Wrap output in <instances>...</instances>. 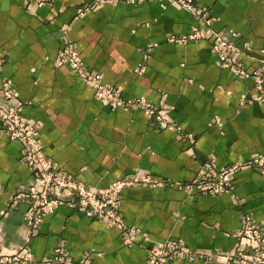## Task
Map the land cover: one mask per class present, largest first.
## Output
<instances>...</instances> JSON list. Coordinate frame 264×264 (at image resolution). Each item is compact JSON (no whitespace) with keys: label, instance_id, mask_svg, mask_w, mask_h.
I'll return each mask as SVG.
<instances>
[{"label":"crops","instance_id":"1","mask_svg":"<svg viewBox=\"0 0 264 264\" xmlns=\"http://www.w3.org/2000/svg\"><path fill=\"white\" fill-rule=\"evenodd\" d=\"M191 2L209 8L212 29L237 46L246 41L249 50L240 57L242 66L255 69L256 59L264 57V0ZM86 4L0 0V83L10 79L13 92L7 101L0 95V103L18 105L23 119L40 122L36 137L63 173L95 185L126 173L187 181L207 157L220 167L264 152V101L239 100L250 91L252 78L221 67L209 38L166 40L169 34L203 26L191 12L150 0L103 1L80 13ZM230 32L237 34L231 37ZM64 43L75 45L85 67L122 96L163 102L170 118L193 135V143L182 142L172 126L158 127L150 114L102 104L69 63L52 60ZM147 43L151 46L143 59ZM140 62L144 71L136 73L133 69ZM20 154V144L8 138L0 120L2 255L23 247L37 258L51 254L60 242L73 261L87 251L90 264H146L144 248L150 241L180 238L185 248L207 256L175 257L167 264H238L226 260L224 253L253 245L230 234L239 227L240 215L264 221V175L244 167L218 194L144 183L122 190L119 214L126 225L145 231L149 241L134 234L131 243L123 245L120 228L65 204L44 214L31 231L23 222L24 201L7 209L9 194L33 182Z\"/></svg>","mask_w":264,"mask_h":264},{"label":"rangeland","instance_id":"2","mask_svg":"<svg viewBox=\"0 0 264 264\" xmlns=\"http://www.w3.org/2000/svg\"><path fill=\"white\" fill-rule=\"evenodd\" d=\"M27 1H32V2L36 3L37 5H40V4H43L44 2H46V0H44V1L43 0H27ZM38 1H43V2L39 3ZM103 1H117V2L130 3V2H141V1H150V0H87L86 7L85 8H82L81 11H80V13L83 12V11H85L87 9V7L94 6V5H96V4L100 3V2H103ZM159 1H165L167 3L177 4L178 6L184 8L185 10H187L189 12H191L194 15V17H196L197 19H199L203 23V26L198 25L195 29H193L192 31H189L187 33H183V34H169V35L166 36V40L167 41H172V42H176V43H184V42H186L188 40H197V39H200V38H209V48H210L211 51H213L216 54L220 55L219 56V62H218V64L221 67H226L232 73H235L237 75H240V76H250L252 78V86L250 88V91L248 93L239 95V100H241L242 102H245V101H264V98H262V97H260V98H256L255 97V95L258 96V94L264 93V66H260V64H262V61L261 60H263L264 57L257 58L256 60L258 61V64H257L256 68L253 69V70H251V71H247L242 66V61H241L240 57H241V55H245V56L248 55L249 47H244L243 48V46H237L243 52L242 54H240V52L237 53V49H235V47L232 46V43L233 42L230 41V40H228V42H225V36L222 35L223 36L222 38H224V39H219V40H221L223 42L222 49H223V51H225V53H228L229 54V55L227 54V58L224 59V56H226V55H222L221 54L222 52L218 51V45H221V41H218L217 39H214L213 37H211V34H207L206 33L207 31H209V29L206 28V27H209L210 28L211 22L214 20V16H212L209 13V8L207 6H205V5L197 6L194 3H192L191 0H188V3L190 5L185 1V3L190 8L182 6L180 4L181 3L180 0H159ZM199 7H201V8H199ZM203 19L205 21H207L209 24L204 23ZM204 30H206V31L204 32ZM197 34L199 36H196ZM243 42H246V41H243ZM234 43H235V41H234ZM150 46H151L150 43H147L146 46H145V48H143V50H144V51H142V55H143L142 58L143 59L147 56V51H148V49H149ZM228 48H230V49H228ZM232 48L235 50V52L233 54H231L232 52H230L231 50H233ZM245 48H247V49H245ZM71 52L72 53H75L76 55H78L79 58L81 59L80 54H79L77 48L75 47V45H73L72 43H64L61 47H59L55 51V53L53 54L52 60L54 62H67V63H69L74 68V70L76 72L77 70L75 69V65H76V67L79 66V64H78L79 61L77 60V56L74 57V55ZM59 54H62L61 55V58L58 56ZM228 58L230 60V63L228 62ZM0 62L2 63V67H3L4 61H3V58L2 57H0ZM82 65H83V68L87 71V74H89L90 76H92L93 73L92 72H88V71L91 70V71L94 72V70L93 69H87V67H85V65L83 64V62H82ZM222 65H224V66H222ZM2 67L0 68V73L2 72ZM144 68H145L144 62H140V63H138L134 67L133 70L136 73H142L144 71ZM76 74H77L78 77H80L81 79H83L84 81H86L84 79V77H82V76H80L78 74V72H76ZM1 81H4V83L7 84V86H6L7 89L6 90L8 92L7 91L6 92L8 94L12 95L13 92H12V89L10 87V79H8L7 77H5ZM255 82L258 85L257 84L255 85ZM103 83L104 84L105 83L111 84L109 82H103ZM1 84H2V82L0 83V86H1ZM111 86L116 89V87L113 84H111ZM257 90L260 93H258ZM109 92H111V89L109 90ZM255 92H256V94H255ZM0 95L6 101L10 99L9 97L7 98L5 95L3 96L1 92H0ZM120 96L122 97L123 102L116 101L115 106H111L110 103H104V105H107V106H109L111 108L123 107V108H128V109H138V110L144 112V110H143L144 108L142 107V104L141 103H139L137 101H132V98H134L133 100H136V98H137L140 101L143 98L146 101H148V103L153 107L152 108V110H153L152 113H146V114H150V116L154 119V121H155V123L157 124L158 127L162 128V127H165L167 125L172 126V128L177 133L178 138L182 142H185V143H188V144H192L193 143V141H194L193 135L190 132L185 131L178 122H175V120H173L172 118H170V116H169V107H167L166 105H164L163 102L159 101L158 103H153V102H150L148 99H146L142 95H137V96H133V97H124V96H122L120 94ZM9 106H14L13 108H15V110L17 111L16 114L20 117L21 122L23 123V125H26L28 127H31L34 130L33 136L37 139V137H36V130L39 127L40 122L38 120L29 121V120L23 119L22 116H21V114H20L18 105H15V104H13L11 102H3V103H0V112L1 113H8L9 110H10V107ZM27 124H29L31 126H29ZM13 127L15 128V130L18 128L15 125H13ZM3 129H4V127H3ZM4 131H5V129H4ZM7 136H8L9 139L17 141L20 144V147H22L21 142L17 138L10 137L9 135H7ZM40 145H41V149H42V144L40 143ZM42 152H43V149H42ZM42 154H43V157L46 160H48V161L50 160L52 162L51 163V170L54 173L60 175L63 178H66V179L69 178V179H73L75 181H80L78 179L73 178L69 174L63 173L60 168L56 167L54 161L51 158H49L48 156H46L44 152ZM259 154H264V152L259 153ZM259 154H256V155H259ZM20 156H21V154H20ZM20 156H19V160L30 169V171L32 172V175L31 176L34 177V178L38 177V175L41 173L40 172L41 169L40 168L33 169L31 166L27 165L22 159H20ZM253 156H255V155H253ZM40 157L41 156H39L36 159V161ZM248 159H251V156H250V158L248 157ZM243 160H245V159H243ZM235 161H242V160H235ZM230 163H234V161H231V162H229V163H227L225 165H222L220 167H215L210 162L209 157H207V158L203 159V161H201V163H199L198 168L195 171L194 175L189 180H187V181L173 180V179H170V178H167V177L165 178V177H161V176L152 175V174H149V173H141L140 175L148 176L149 178H152L153 180H156V181L159 182V183H153L152 187H156V186H169V187H175L176 189H180V190H182V191H184L186 193H189L193 189H197V191H199L200 193L218 194V193L222 192L223 190H225L226 188L229 187V185H230V183H231V181H232V179L234 177V174L237 171H239L240 169H242L244 167H251V168H255V169L259 170V171L261 170L260 167H259V164H252V165H245V166L242 165L241 167L237 168L235 171L232 172L231 178L229 180H227L226 183H224L223 185H221L220 188H217L218 187V183H217L218 182V179H220V178L222 179L223 175H225V173H223V171H221V169H223L222 167H224V166H226V165H228ZM46 168L47 167H44V169H46ZM261 173H262V175H264L263 172H261ZM128 174H132V173H126V174H124V175H122L120 177H117V178L109 181L105 185H95V184L86 183V182H83V181H80V182L83 183V185L86 186V187H91V186H94V187L95 186L96 187H106L108 184L109 185L111 183L113 184V182L118 181L121 178H123V180L125 182H129V181L126 180V178H128V176H127ZM193 177L194 178L195 177H198V179L200 178V181H198V179L197 180L194 179ZM169 181H175V182H178V183H170ZM143 182L142 181H135L134 183L128 184L126 186H123V188L121 190H119V192H117V194H115V195H110V194L104 195V194H100V193H94L93 196H94V198L97 199V201H94V203L93 202L90 203V205L87 204L86 206L85 205L78 204V200H77L78 196L77 195H74L75 198L72 201H69V202H66V203H60L59 204L57 202H60V201H57L56 200V203L57 204L54 205L55 207H53L52 210H50L48 212H43L42 214H39L38 215V220H37L38 222L34 226L33 225H30V224H26L25 221H24V215L26 214V208H27V198L20 197V198L14 199L12 197L13 195H11L13 193H10L9 196H8V206H7V209L13 207L18 201H24L25 202V210H24V214H23V222H24V224L26 225V227L29 230L34 231L36 229V227H37L40 219L42 218V216L44 214L53 212L55 210V208H57L60 205H64V204L65 205H75L76 207H78L79 209H81L82 211H84L87 215L92 216V217H95V218L100 219V220H103L109 226H117L118 228H120V243H122L123 245L130 244L131 243V238H132V236L134 234H140L142 241L145 242V241H149V239L147 237V233L145 231L139 229L138 227L134 226V225H126V223L124 222V220L122 219V216L119 214V211H118V209H119V200H118V197H119L120 192L122 190H124V189H126V188H128V187H130V186H132L134 184H136V183H141L142 184ZM149 182H153V181H149ZM190 183H193V184L191 186H189V187H186ZM33 184H34V181L31 184H29L28 187L29 188H34V185ZM146 185H148V184H146ZM148 186H151V185H148ZM46 187H47V185L45 184L44 188H46ZM204 187H208L209 189L206 190V189H204ZM27 188H25V189H27ZM216 188L219 189V190H217L215 192H210V191H214V189H216ZM86 191H89V188H87ZM51 192H52L51 190H48L47 193H46L47 194V200L50 203L53 202L54 198H52V197L55 196V194H52ZM79 196H81V195H79ZM98 200H100V201H98ZM110 201H113L114 203L111 204ZM92 210H93L94 213L92 212ZM244 214H241L240 215V224H241V218L243 217ZM244 216H247V213ZM258 222H262V221H258ZM132 227L137 228L140 232H138V233L131 232L130 231V228H132ZM141 232L145 233L146 238L143 237V235L141 234ZM232 233H233V231H231L230 234L233 237L237 238V239H239V238H245V239L248 240V238L246 236H244V235H236L235 236ZM125 239H127V241ZM166 239H169V240H180L181 246L183 248H185L184 245H182V240L180 238H166ZM166 239H163V240H166ZM163 240L150 241L149 244L145 246L144 249H145V261H146V264H149L150 263V262L148 263V261H147L148 258L146 257L147 256V254H146L147 253V249L149 247H151L152 245H154L155 243L160 242V241H163ZM250 242H253V241H250ZM59 244H61V248L59 247L58 254L60 256H62V257H60V260H57V262L55 264H75L76 262L80 261L79 259L84 256V253H86L87 259L89 261L88 264H90L91 261H90V258H89V255H88L87 251H85L80 256V258H78L77 260L73 261V260H71L69 257H67L65 255V253L63 252V248H62L63 247L62 246V243H60V242L56 246H54L52 248V252L49 255H52L53 254L54 248L57 247V246H59ZM179 246H180V243H179ZM22 248L19 249V250H17L16 252L11 253V254H14V253L18 254L20 252H22V253L27 252V250H25V248H23V249ZM156 248H158V247H156ZM234 250H241V251H245V252H250V251H253V245L249 249H244V248L236 247ZM184 251H186V253H184L183 250H181L178 247L176 249L174 248L173 251H172V253L168 254L165 257V264H167V262L169 260H171L172 258H175V257H181L183 259H190V258L195 257V258H198L199 259V257H198L199 255L193 253L194 252L193 250L188 249V248H185ZM180 252H183V254L181 255ZM201 255H204V254H201ZM152 256L153 257L155 256L154 257L155 260L151 264H159V258L161 256L160 257H157L158 255H152ZM204 256H207V255H204ZM41 257H43V256H41ZM41 257H37V258L33 257V258L39 259ZM202 259H204V258H202ZM225 259L228 260V261L229 260L235 261V262H237L239 264V262L237 260H235L234 258L227 259L225 257ZM68 260H70L72 263L71 262L67 263ZM15 262H18V263L22 264V262H20V261H15ZM10 263H12V262H10Z\"/></svg>","mask_w":264,"mask_h":264},{"label":"built area","instance_id":"3","mask_svg":"<svg viewBox=\"0 0 264 264\" xmlns=\"http://www.w3.org/2000/svg\"><path fill=\"white\" fill-rule=\"evenodd\" d=\"M43 1H38V2L41 3ZM180 1H181L180 4L182 6L190 8L185 3V1L188 3V0H180ZM203 21L204 23L209 24L204 19ZM206 28L209 29V31H207L206 33L211 34V37H213L214 39H217L218 41H221L219 39H224L222 38L223 37L222 34L218 33L211 27L210 28L206 27ZM205 31L206 30H204V32ZM236 34H237L236 32H230L231 37L236 36ZM196 36H199V35L197 34ZM228 40L233 42L232 46H234L235 49H237V53L238 52H240V54L243 53L242 50L239 47H237V45L234 43V40H232V38H228L227 36H225V42H228ZM222 45H223V42L221 41V45H218V51L222 52L221 53L222 55H226L224 56V59H226L228 53H225V51H223ZM242 46L243 48L248 47V44L246 42H243ZM230 52H232L231 54H233L235 50L233 49ZM72 54L74 55V57L77 56V60L79 61L78 62L79 66L76 67L75 65V69L77 70L76 72H78L80 76L84 77V79L90 84V86L95 90L96 94L98 95L100 101L103 104L110 103L111 106H115L116 101L123 102L122 97L120 96V93L117 88L115 89L114 87L111 86V84H108V83L104 84L103 82H101L99 78L97 77V75L91 70H89L88 72H92L93 73L92 76L94 74L95 75L92 77L89 74H87V71L83 68L82 61L79 58V56L76 55L75 53H72ZM61 55L62 54H59L58 56L61 58ZM261 61H262V64H260V66H264V58ZM228 62L230 63L229 58H228ZM1 67H2V63L0 62V68ZM1 82L2 84L0 86V92L2 93L3 96L5 95L7 98L8 97L10 98L11 95L8 94L7 93L8 91L6 90L7 84H5L4 81H1ZM256 84L257 83L255 82V85ZM110 89H111V92H109ZM257 92L260 93L258 90ZM255 97L264 98V93H260L258 94V96L255 95ZM133 99L134 98H132V101H137L142 104V107L144 108L142 109L144 110L145 113H152L153 107L148 103V101H146L143 98H142L143 100L141 99V101L137 98L136 100H133ZM9 107H10V110L8 113L0 112V119L3 121L2 124L5 129L6 134L9 135L10 137L17 138L21 142L22 147H21L20 159H22L27 165L31 166L33 169L40 168L42 170V171L40 170L41 173L38 175V177L36 178L33 177L34 188L28 187L25 190L23 189V190H20V191H17L11 194L13 195L12 197L14 199L20 198V197L27 198L26 214L24 215V221L26 224H30L34 226L38 222L37 220H38L39 214L52 210V208L55 207L54 205L57 203L60 204V203H66V202L72 201L75 198L74 195L78 196L77 198L78 204L86 206L87 204L90 205V203L92 202L94 203V201H97V199L94 198L93 196L94 193H100L104 195L106 194L115 195L117 194V192H119V190L123 188V186L134 183L135 181H142V182L144 181L143 183L151 185V186L153 185V183H159L158 181L153 180L152 178H149L148 176L140 175L141 173L128 174L127 175L128 178H126V180L129 182H125L123 178H121L120 180L113 182V184L112 183L110 185L108 184L109 186L107 185L106 187H96V186L86 187L80 181H75L73 179H69V178L66 179V178L61 177L60 175L54 173L51 170L52 162L50 160L49 161L46 160L43 157V154H42L43 152L41 149L40 142L33 136L34 130L31 127L23 125L20 117L16 114L17 111L15 110V108H13L14 106H9ZM13 125L17 126L18 128L15 130ZM39 156L41 157L36 161V159ZM247 159L242 160V161H234V163H230L222 167L223 169H221V171H223L225 175H223L222 179L221 178L218 179L217 188H220L221 185L226 183V181L231 178L232 172L235 171L237 168L241 167L242 165L245 166V165L259 164V167L261 169L260 171L264 173V154L251 156V159H248V160ZM44 167H47V168L44 169ZM194 179L197 180L198 177H195ZM149 181H153V182H149ZM198 181H200V178L198 179ZM169 182L178 183L175 181H169ZM45 184L47 185L46 188H44ZM192 184L193 183H190L186 187H189ZM87 188H89V191H86ZM217 188L214 189V191H210V192H215L219 190ZM204 189L208 190L209 188L204 187ZM48 190H51L52 191L51 193L55 194V196L52 197L54 198L52 203H50L47 200L46 193ZM78 194L81 196H79ZM56 200L60 202L56 203ZM110 203L113 204L114 202L110 201ZM244 215L241 218L240 226L236 230H234L232 234L235 236L244 235L248 238V240L253 241V251L245 252L241 250H234V251L232 250V251L225 252L224 257H226L227 259L234 258L235 260L239 262V264H264V221L258 222L254 220L248 214L247 216H244ZM130 231L136 232V233L140 232L135 227L130 228ZM141 234L143 235L144 238H146L145 233L141 232ZM125 240L127 241V239ZM179 243H180V246H179ZM59 247L61 248V244H59V246L54 248L55 252L53 251L52 255H45L39 259L33 258L28 252H24V253L20 252L18 254L14 253L10 255L0 254V263L8 264L10 262L20 261L22 262V264H55L57 260H60V257H62L58 254ZM177 247L183 250L184 253H186V251H184L185 248L181 246L180 240L166 239V240L155 243L154 245H152L151 247L147 249L146 257L148 258L147 260L148 263L150 262L149 264H151L152 262H154L155 256L153 257L152 255H158L157 257L161 256L159 258V264H165V257L168 254L172 253L173 249L174 248L176 249ZM183 252H180V254L182 255ZM193 253L198 254L199 258H205L204 257L205 254L201 255L203 253H197L195 251ZM79 260L80 261L76 262L75 264H88L89 263L86 253H84V256L80 258ZM69 262L71 261L68 260L67 263Z\"/></svg>","mask_w":264,"mask_h":264}]
</instances>
